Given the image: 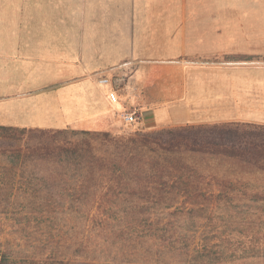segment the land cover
Instances as JSON below:
<instances>
[{"label":"trees","instance_id":"trees-1","mask_svg":"<svg viewBox=\"0 0 264 264\" xmlns=\"http://www.w3.org/2000/svg\"><path fill=\"white\" fill-rule=\"evenodd\" d=\"M0 264H264V124H0Z\"/></svg>","mask_w":264,"mask_h":264},{"label":"crops","instance_id":"crops-1","mask_svg":"<svg viewBox=\"0 0 264 264\" xmlns=\"http://www.w3.org/2000/svg\"><path fill=\"white\" fill-rule=\"evenodd\" d=\"M125 106L147 129L264 124V0H0V124Z\"/></svg>","mask_w":264,"mask_h":264},{"label":"rangeland","instance_id":"rangeland-1","mask_svg":"<svg viewBox=\"0 0 264 264\" xmlns=\"http://www.w3.org/2000/svg\"><path fill=\"white\" fill-rule=\"evenodd\" d=\"M126 110H134L136 111L138 115V120L134 123L127 124L122 119L123 112L120 111L118 114L116 113L112 118H109L104 121V119H80L77 122H73L66 127L69 128H84V129H105L109 130L111 133L114 134H128V133H134V132H152L159 130L161 128H167L171 126H163V127H153V128H145V126L141 123V118L139 117V110H136V108L129 109L125 106ZM103 125V126H102Z\"/></svg>","mask_w":264,"mask_h":264},{"label":"built area","instance_id":"built-area-1","mask_svg":"<svg viewBox=\"0 0 264 264\" xmlns=\"http://www.w3.org/2000/svg\"><path fill=\"white\" fill-rule=\"evenodd\" d=\"M108 97H109L110 101H112V102L117 101V95H116V92L114 90H111L108 93ZM122 119L125 123L131 124V123H134L138 120V115L134 110H124L123 114H122Z\"/></svg>","mask_w":264,"mask_h":264}]
</instances>
